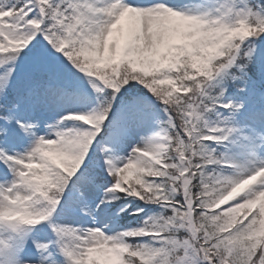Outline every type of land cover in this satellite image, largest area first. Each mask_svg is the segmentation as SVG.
<instances>
[{
	"label": "snow or ice",
	"instance_id": "1",
	"mask_svg": "<svg viewBox=\"0 0 264 264\" xmlns=\"http://www.w3.org/2000/svg\"><path fill=\"white\" fill-rule=\"evenodd\" d=\"M0 264H264V0H0Z\"/></svg>",
	"mask_w": 264,
	"mask_h": 264
}]
</instances>
